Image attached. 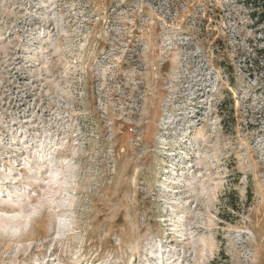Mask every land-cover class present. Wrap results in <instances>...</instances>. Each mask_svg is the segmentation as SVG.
<instances>
[{
  "label": "rangeland",
  "instance_id": "374dc122",
  "mask_svg": "<svg viewBox=\"0 0 264 264\" xmlns=\"http://www.w3.org/2000/svg\"><path fill=\"white\" fill-rule=\"evenodd\" d=\"M250 11L0 0V264H264Z\"/></svg>",
  "mask_w": 264,
  "mask_h": 264
},
{
  "label": "trees",
  "instance_id": "16d2710c",
  "mask_svg": "<svg viewBox=\"0 0 264 264\" xmlns=\"http://www.w3.org/2000/svg\"><path fill=\"white\" fill-rule=\"evenodd\" d=\"M246 6H248L250 11V18L253 25L264 32V0H244ZM264 41V38H263ZM263 52L264 49H261Z\"/></svg>",
  "mask_w": 264,
  "mask_h": 264
}]
</instances>
